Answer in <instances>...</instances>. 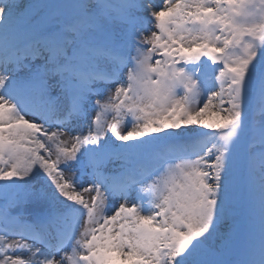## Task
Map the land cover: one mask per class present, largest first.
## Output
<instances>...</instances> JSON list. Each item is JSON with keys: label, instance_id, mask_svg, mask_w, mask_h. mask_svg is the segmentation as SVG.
<instances>
[{"label": "snow or ice", "instance_id": "6c2138e0", "mask_svg": "<svg viewBox=\"0 0 264 264\" xmlns=\"http://www.w3.org/2000/svg\"><path fill=\"white\" fill-rule=\"evenodd\" d=\"M21 3L0 0V264H264V119L246 114L253 89L264 103V0ZM161 141L195 154L155 169ZM242 180L258 236L234 256Z\"/></svg>", "mask_w": 264, "mask_h": 264}, {"label": "rangeland", "instance_id": "374dc122", "mask_svg": "<svg viewBox=\"0 0 264 264\" xmlns=\"http://www.w3.org/2000/svg\"><path fill=\"white\" fill-rule=\"evenodd\" d=\"M78 2H79V0H22L21 10H23L25 6L31 5V4H36V5L61 4V5L71 6V5H74ZM150 3L154 7V9L156 10L157 8H159L161 6L162 0H150ZM35 11H39V9H37ZM50 11H53V10H50ZM75 11H76V9H74L73 7H66L63 9L54 10V14H62L64 19H71V17L75 14ZM135 14L139 17L144 18V21L146 24H148V27H151V24L148 23L151 18L144 15L143 11L136 12ZM112 27H113L114 31L119 30L118 25H113ZM145 35H150V32H146ZM144 47H149V46L145 45ZM133 55H135V53H133ZM156 58H158V57H154V59H156ZM216 67H219V65H217ZM130 70H131V64H129L128 67H125L122 69V72L120 75V81L125 82V83L127 82ZM22 75H23V73H22ZM116 86L117 85L114 83L104 84V85H100V84L96 85V87L111 89V91H106L102 95L101 99H103L104 101H108L109 97H114ZM204 98H205L204 94L202 93L200 98H199L200 104H202L204 102ZM113 103H114V101H113ZM249 112H251L252 119H254L257 122L264 119V103H262L260 101L256 89H253L251 96L249 98V107H246V114H248ZM95 115H96V113L94 111L89 112L90 117H94ZM112 115L113 114L111 112L105 113V116H106L109 123H111ZM204 119L208 122H211L214 118L211 116V114H209V115L205 116ZM69 127H73V126H69ZM49 130H51V129H49ZM80 130H81V127H80ZM124 130H126V129H122V131H124ZM195 131L200 132V131H204V130L203 129H196ZM181 132L182 133L188 132L189 134L188 135H180L178 137L179 141H181V142L187 141V142L191 143L194 140L195 133L192 130L182 128ZM71 133H72V131H71ZM83 134H86V132ZM109 135H110V133H109ZM161 135L166 136L167 133H163ZM66 137H69L68 132H65L63 135H61L59 137V141L65 142ZM70 146H68V147H70ZM49 148L53 152V154H55V144L54 143L49 144ZM157 148L159 151H158V154H157V156L154 159L153 164H152V167L155 169H159L161 167L166 168L168 166L169 162H180L185 157L195 154L194 152H192L189 149H185V148L175 146V144H173L170 141H161L157 145ZM252 151L256 153V158L258 160L259 156H260V152H261V149L259 147L258 142H257L256 147H254L252 149ZM109 171H111V169H109ZM238 171L240 173L243 172V162L242 161H240V163H239ZM66 174L67 173H65V175ZM79 175H80V172L77 173V176H79ZM0 183H7V182H0ZM82 195L86 196L90 200L92 193L88 192V193H83ZM88 195H89V197H88ZM134 195H136L135 192H134ZM134 198H136V197L134 196ZM253 199H254V197L252 195V192H251L247 182L242 180L240 187H239V203L237 206L236 222H235V234H234V238H233L234 239V245H233L234 256H238V255L242 254L244 252V250L250 244L253 236H258V212L256 213L255 216H253V214H252ZM114 201L119 203L118 198L114 199ZM3 203H5V201L0 202V204H3ZM82 230H83V227H81V228L77 227V230H76L77 237H79V234Z\"/></svg>", "mask_w": 264, "mask_h": 264}, {"label": "bare ground", "instance_id": "6f19581e", "mask_svg": "<svg viewBox=\"0 0 264 264\" xmlns=\"http://www.w3.org/2000/svg\"><path fill=\"white\" fill-rule=\"evenodd\" d=\"M152 9L155 10L153 6H152ZM21 11H22V10H21ZM143 12H144V15L148 16V13H147L146 11H143ZM126 130H130V129H126ZM71 131H72V134L75 135L77 132H80L81 130H80V127H79V126H75V127H71ZM65 140L67 141V145H68V146H70V145L72 144V141H71V139H70L69 137H66ZM69 144H70V145H69ZM77 173H79V171H78ZM66 175H68V173H67ZM79 176H80V175H79ZM78 182H79L80 184H85V183H87V177L85 176L83 179L79 180ZM89 195H90V194H89ZM89 195H88V197H89ZM2 201L4 202V199H1V200H0V202H2ZM129 202H130V203L135 202L134 192L132 193V199H131ZM110 203H111L112 205H116V204H118L116 201H114V199H113ZM79 222H80V223H79V228L83 227V221L80 220ZM75 233H76V232H75ZM75 236L77 237V233L75 234Z\"/></svg>", "mask_w": 264, "mask_h": 264}]
</instances>
